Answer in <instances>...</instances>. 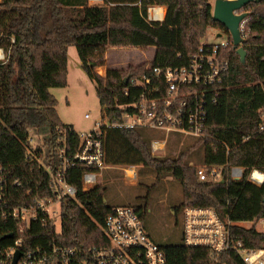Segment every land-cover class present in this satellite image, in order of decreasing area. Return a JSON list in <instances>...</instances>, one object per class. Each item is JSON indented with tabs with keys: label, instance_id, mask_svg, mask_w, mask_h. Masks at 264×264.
Returning <instances> with one entry per match:
<instances>
[{
	"label": "trees",
	"instance_id": "obj_1",
	"mask_svg": "<svg viewBox=\"0 0 264 264\" xmlns=\"http://www.w3.org/2000/svg\"><path fill=\"white\" fill-rule=\"evenodd\" d=\"M166 6L162 22H149L150 6ZM241 46L246 51L241 60L233 43L226 49L230 68L217 102L208 107L205 137L197 139L177 157H156L152 140L142 128H102L105 159L108 165H146L158 177L171 176L180 182L184 208L212 207L222 218L233 222L264 218V183L248 181L253 168L264 170V129L260 109L264 107V0L251 2ZM210 27L230 35L213 19L210 0H0V48L6 54L0 60V166L10 180L23 186L47 183L49 174L39 169L37 160L27 159L28 138L36 141V152L47 164L60 163L57 127L67 129L69 150L79 143V133L72 124L63 123L57 111L58 101L52 87H65L69 74V47L74 45L82 69L96 83V94L102 113L112 119L121 118L126 107L139 98L142 87L134 80L154 76L157 66L181 67L198 51ZM156 51L152 60L128 69L107 68L110 47H132ZM123 106V107H122ZM249 137V139H246ZM201 146L205 150L202 165L224 166L222 180H201L197 163L191 164V153ZM232 166L245 169L240 179L230 178ZM85 169L75 165L68 172L69 182L78 189L62 213L61 229L38 225L34 245L55 237L63 246L87 253L109 244L105 219L116 206L105 202L106 187L98 184L82 190ZM35 193L48 194L34 184ZM13 192L24 193V189ZM144 218L145 209L134 208ZM180 209V208H179ZM0 234L7 231L4 224ZM238 240L246 246L258 247L264 233L256 227H233ZM1 241V238H0ZM167 264H214L211 252L191 247L184 240L176 244H160ZM234 264H240L236 254Z\"/></svg>",
	"mask_w": 264,
	"mask_h": 264
},
{
	"label": "built area",
	"instance_id": "obj_2",
	"mask_svg": "<svg viewBox=\"0 0 264 264\" xmlns=\"http://www.w3.org/2000/svg\"><path fill=\"white\" fill-rule=\"evenodd\" d=\"M162 9L161 6H150L147 20L162 22L165 17V10L162 13ZM246 20L241 23L243 37ZM231 43V35L223 41L204 40L186 65L157 66L154 76L146 74L140 80H134V86L142 87L137 101L126 106L129 110L121 118L112 119L102 113L93 129L77 131L79 143L74 151L69 150L67 129L58 126L60 163L57 167L47 164L38 155L36 141L30 136L26 157L31 161L37 160L38 168L45 170L49 178L46 184L35 182L32 178L30 185L25 187L21 181L10 180L7 171L0 166V226L4 224L7 228L0 234V264H167L164 250L149 236L142 218L130 206L112 209L104 225L109 244L87 253L63 246L55 237L33 246L36 242L33 229L35 231L38 225L45 228L55 226L60 231L63 209L78 194V189L67 178L75 165L85 169L81 178L82 190L99 184L103 171L109 166L101 138L102 128L138 127L167 134L178 132L205 137L208 107L217 102L229 72L230 61L225 51ZM5 57L4 50L0 48V60ZM259 112L264 129V107ZM89 116L86 114V117ZM166 145L167 139H155L151 145L152 152L160 154L166 150ZM122 169L126 173L132 171V174H127L129 177L137 176L133 169ZM223 169L224 166L201 165L197 171L201 180L219 181L224 179ZM244 174L243 167L232 166L228 170L230 178L240 179ZM248 181L261 186L264 170L253 168ZM34 184L49 193H35ZM13 189H24L25 194L13 192ZM236 224L244 228L256 227L264 233V218L233 222L228 217L222 218L212 207H186L183 240L187 246L208 249L214 264H234L236 254L240 264H264V242L258 247L246 246L244 241L236 238L233 230Z\"/></svg>",
	"mask_w": 264,
	"mask_h": 264
},
{
	"label": "rangeland",
	"instance_id": "obj_3",
	"mask_svg": "<svg viewBox=\"0 0 264 264\" xmlns=\"http://www.w3.org/2000/svg\"><path fill=\"white\" fill-rule=\"evenodd\" d=\"M91 4H101L98 0H89ZM216 0H210L215 4ZM158 6V5H156ZM165 10L167 7L161 6ZM164 17V19H165ZM222 35L219 37L218 34ZM225 31L217 27L207 29L201 41L217 42L228 37ZM69 74L68 84L65 87H52L51 93L56 97L57 111L63 123L72 124L78 132H87L93 129L96 121L102 117V106L96 94V83L91 80L82 69L77 49L74 45L69 47ZM155 55V47L148 49L110 47L106 53L105 65L98 67L97 71L105 75L106 68L128 69L140 63L150 61ZM105 66V67H104ZM89 114V117H86ZM147 138L167 139L166 150L156 157H177L181 151L192 144L197 137L178 132H166L149 128L141 129ZM205 150L201 146L191 153V164H200L204 160ZM113 166V167H111ZM132 166V167H130ZM126 169H133L137 176H128ZM104 178L99 184L106 187L105 202L111 206H130L145 209L143 223L149 236L160 244H176L183 241L184 207L183 193L180 182L171 176L158 177L156 170L146 165H123L115 167L109 165L103 171ZM180 208V209H179ZM248 224V223H247ZM58 227L60 224H57Z\"/></svg>",
	"mask_w": 264,
	"mask_h": 264
},
{
	"label": "water",
	"instance_id": "obj_4",
	"mask_svg": "<svg viewBox=\"0 0 264 264\" xmlns=\"http://www.w3.org/2000/svg\"><path fill=\"white\" fill-rule=\"evenodd\" d=\"M259 1L260 0H216L214 4L213 19L220 22L225 26L226 30L229 31L233 40V45L242 61H245L246 59V51L241 46L244 41L241 32V23L249 15V12L243 11V9L249 3ZM221 35V33L218 34L219 37ZM224 182L225 180L223 179L222 183Z\"/></svg>",
	"mask_w": 264,
	"mask_h": 264
},
{
	"label": "crops",
	"instance_id": "obj_5",
	"mask_svg": "<svg viewBox=\"0 0 264 264\" xmlns=\"http://www.w3.org/2000/svg\"><path fill=\"white\" fill-rule=\"evenodd\" d=\"M90 4H91V3H90ZM155 51H156V49H155ZM105 66H106V65H105ZM105 66H104V67H105ZM100 68H101V67H100ZM106 70H107V68H106ZM163 152H164V151H163ZM111 167H113V166H111ZM115 167H116V166H115ZM117 167H118V166H117ZM102 178H104V175H102ZM102 178H101V179H102Z\"/></svg>",
	"mask_w": 264,
	"mask_h": 264
},
{
	"label": "bare ground",
	"instance_id": "obj_6",
	"mask_svg": "<svg viewBox=\"0 0 264 264\" xmlns=\"http://www.w3.org/2000/svg\"><path fill=\"white\" fill-rule=\"evenodd\" d=\"M161 12L163 13V9L161 10ZM162 15V14H161Z\"/></svg>",
	"mask_w": 264,
	"mask_h": 264
}]
</instances>
